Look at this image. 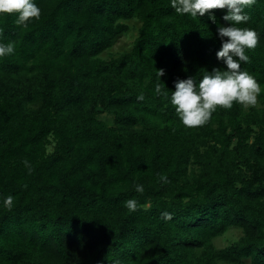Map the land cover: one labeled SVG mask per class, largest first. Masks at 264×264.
I'll list each match as a JSON object with an SVG mask.
<instances>
[{
  "label": "trees",
  "instance_id": "obj_1",
  "mask_svg": "<svg viewBox=\"0 0 264 264\" xmlns=\"http://www.w3.org/2000/svg\"><path fill=\"white\" fill-rule=\"evenodd\" d=\"M36 3L27 26L0 15V42L15 45L0 58V200L14 196L0 205V264H264V0L239 25L260 36L241 70L261 106H218L193 128L155 93L156 73L170 96L177 79L226 68V9L213 22L170 0ZM133 18L131 47L103 57ZM230 228L241 236L216 247Z\"/></svg>",
  "mask_w": 264,
  "mask_h": 264
},
{
  "label": "clouds",
  "instance_id": "obj_2",
  "mask_svg": "<svg viewBox=\"0 0 264 264\" xmlns=\"http://www.w3.org/2000/svg\"><path fill=\"white\" fill-rule=\"evenodd\" d=\"M255 3L256 0H170L171 8L177 14H187L194 19L204 16L207 12L209 19L215 22L216 17L209 10L226 9L223 20L228 22L227 26L218 27L217 36L221 40V47L216 52V58L222 60L226 68H213L199 81L193 77L177 79L170 96L160 80L164 70L158 69L156 73L158 82L154 87L155 93L170 99L184 126L193 128L207 124L218 106L230 109L233 102L246 108L257 105L261 86L255 77L241 70V64L249 61L246 50L256 48L260 36L255 29L239 27L249 20L245 9L251 8ZM2 14H15V23L27 26L32 19H39L41 8L36 0H0V15ZM14 52L13 42H0V58ZM137 99L142 101L144 96L140 95ZM23 163L31 172L29 161L25 160ZM157 176L161 183L168 182L165 174L158 173ZM135 190L143 193L144 187L142 184H136ZM13 204L14 196L11 194L0 200V205L9 210ZM124 206L132 212L137 209L138 202L128 199ZM162 215L165 219L171 218L170 213L165 212Z\"/></svg>",
  "mask_w": 264,
  "mask_h": 264
},
{
  "label": "rangeland",
  "instance_id": "obj_3",
  "mask_svg": "<svg viewBox=\"0 0 264 264\" xmlns=\"http://www.w3.org/2000/svg\"><path fill=\"white\" fill-rule=\"evenodd\" d=\"M129 25V30L125 33L119 35L114 41L113 45L102 53L103 57H108L109 55H115L122 50H126L131 47L132 41L137 35V30L140 25L139 21L135 18L127 21ZM261 106L259 100L255 108H259ZM246 108V107H245ZM249 108V107H247ZM104 117V115H102ZM241 236V230L238 228H230L223 235L214 239V244L216 247H223L235 241ZM243 264H249L248 261H245Z\"/></svg>",
  "mask_w": 264,
  "mask_h": 264
}]
</instances>
